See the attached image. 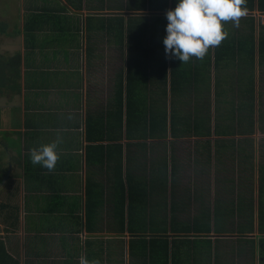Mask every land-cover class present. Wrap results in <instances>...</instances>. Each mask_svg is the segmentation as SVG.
I'll use <instances>...</instances> for the list:
<instances>
[{"label":"crops","instance_id":"obj_1","mask_svg":"<svg viewBox=\"0 0 264 264\" xmlns=\"http://www.w3.org/2000/svg\"><path fill=\"white\" fill-rule=\"evenodd\" d=\"M177 2L23 1L20 30L36 26L35 36L0 38V53L22 57L20 94L0 97V264H78L81 255L100 264H261L264 0H247L238 27L222 22L227 38L190 68L177 63L166 88L150 90L143 72L127 88L129 46L143 52L160 38L152 18ZM132 94L141 109L155 100L179 134L119 133ZM247 108L252 134L241 123ZM57 135L54 171L33 165L29 150Z\"/></svg>","mask_w":264,"mask_h":264},{"label":"trees","instance_id":"obj_2","mask_svg":"<svg viewBox=\"0 0 264 264\" xmlns=\"http://www.w3.org/2000/svg\"><path fill=\"white\" fill-rule=\"evenodd\" d=\"M4 2V6L1 9L0 8V32L5 33L9 30H11L15 34H22L23 32L27 36V39L29 37H34L35 35H32V31L34 30V27H30L28 30H20V13L21 11L19 10L18 16L12 19V10L7 8V5L10 3H13V0H0V4ZM37 2V0H36ZM88 2L95 3L96 0H88ZM23 9L22 7H20ZM41 14L42 17L45 16L44 13H39ZM99 15H103L104 12H99ZM28 17V13L26 14ZM57 19V18H56ZM62 19V18H58ZM157 20H161L162 24V30H161V35L160 38H154L151 39L149 38L146 43L143 44V48H146L143 50V52L140 51V46L136 43H131L129 46V55L130 57L127 58V66L126 69L127 71H130V68L132 69V75L129 76L127 74V79L131 78L134 80L132 83H130L127 88H136L139 87L141 84V75L140 72L148 74V80H149V85H150V90L154 87L152 82H162L163 87L166 88V76L169 75L170 78H172V74L175 72V68L177 66V63L181 64V62L176 59V58H167L165 56L164 52V45H163V39L166 36V17H154L152 18V22H155ZM150 30V29H149ZM118 46H123V45H118ZM127 48V45H125ZM21 63H22V57L20 54H8V53H0V97H5L7 92L11 91L10 96H16L20 94V90H18V86L15 85V81L19 79L20 75V68H21ZM143 64L142 67H140ZM186 68H190V62L186 64H182ZM169 70H172L169 72ZM13 83V85H12ZM7 85L8 90L6 91L4 89V85ZM152 84V85H151ZM171 89L170 93L168 94V100L171 102L173 101V93L172 92V87L173 85L170 83ZM14 86V87H13ZM162 96L163 99L167 95L166 92L162 91ZM133 98L135 100V103L133 104V107L129 106L127 107V119L126 123H122V114L120 117V121L118 123V128L117 131L119 133H122L125 135L126 133V138L128 139H134V140H164L167 138L168 134L171 136H177L179 134L178 130L175 128V125L168 119H167V112H164L162 108L154 107L153 102L155 100H149V105L148 107L145 106L144 108H140L139 102L136 100H139V96H135V94H132ZM138 98V99H137ZM162 99V100H163ZM161 100V102H162ZM163 111V112H162ZM170 112V111H169ZM244 113V117L241 119V123H247L246 126V131L253 133L254 129V123H253V115H254V110L253 109H244L241 111ZM172 113V112H170ZM199 124V123H198ZM108 128L111 127V125H107ZM242 124L240 125V127ZM196 127V126H194ZM218 127V126H217ZM87 142L93 143L92 138L90 137V130L89 127L87 126ZM214 133L218 135L219 131L218 128L214 127ZM146 148V147H144ZM261 164H259L260 172L262 177L264 176V142L262 145V153H261ZM264 190V189H263ZM262 190V197L259 202V209H261L260 214H261V222L264 223V192ZM253 209V208H252ZM215 222L221 223V221L218 218H215ZM205 221V220H204ZM168 222H165V231L163 234L167 233L168 227H166ZM174 222L173 224H175ZM264 227V225H263ZM185 228L188 229V226H185ZM190 231V229H188ZM195 231L200 233V230H197L195 228ZM164 240V246L165 249L162 250L164 254H169V241L167 238H163ZM156 238H151L150 242L152 243L153 240ZM158 239V238H157ZM140 241L142 239H139ZM142 243H146L144 240L141 241ZM166 261V259H164ZM167 264V263H165Z\"/></svg>","mask_w":264,"mask_h":264},{"label":"clouds","instance_id":"obj_3","mask_svg":"<svg viewBox=\"0 0 264 264\" xmlns=\"http://www.w3.org/2000/svg\"><path fill=\"white\" fill-rule=\"evenodd\" d=\"M246 3L247 0H178L173 10L165 13L168 22L163 39L165 56L176 58L181 64L193 57L202 60L210 48L219 46L227 38L222 22L239 26L240 19L247 14ZM61 143L62 138L57 135L52 142L31 148V163L41 165L48 172L54 171L60 159L57 149ZM78 264H100V261H89L81 255Z\"/></svg>","mask_w":264,"mask_h":264},{"label":"rangeland","instance_id":"obj_4","mask_svg":"<svg viewBox=\"0 0 264 264\" xmlns=\"http://www.w3.org/2000/svg\"><path fill=\"white\" fill-rule=\"evenodd\" d=\"M5 1H8V0H5ZM14 2L13 3H10V4H8L7 5V8H9V9H11L12 10V19H14L15 17H17L18 16V12H19V10L21 11V5L23 4V1L24 0H13ZM3 6H4V2L2 3V4H0V8L2 9L3 8ZM18 8H19V10H18ZM21 12H23V10L21 11ZM26 12L24 13V16L20 13V17H21V19H25L26 18ZM12 33H11V31L9 30V31H7V32H5V33H2V32H0V38H4V37H6V36H8V35H11ZM6 39V38H5ZM4 40V39H3ZM1 41V40H0ZM143 98V102H144V104H145V97L143 96L142 97ZM189 111V110H188ZM256 239V238H255ZM257 240V239H256ZM264 248H262V249H260L259 250V252H258V254H259V256H260V258H261V256H262V250H263Z\"/></svg>","mask_w":264,"mask_h":264},{"label":"flooded vegetation","instance_id":"obj_5","mask_svg":"<svg viewBox=\"0 0 264 264\" xmlns=\"http://www.w3.org/2000/svg\"><path fill=\"white\" fill-rule=\"evenodd\" d=\"M260 261H261V264H264V253H263V255L261 256Z\"/></svg>","mask_w":264,"mask_h":264}]
</instances>
